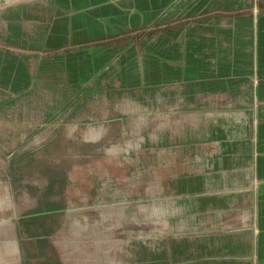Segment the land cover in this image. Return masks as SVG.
<instances>
[{"label":"crops","instance_id":"0c3cea01","mask_svg":"<svg viewBox=\"0 0 264 264\" xmlns=\"http://www.w3.org/2000/svg\"><path fill=\"white\" fill-rule=\"evenodd\" d=\"M98 74L115 111L105 129L129 109L169 124L166 142L150 150L170 179H157L150 211L171 220L170 264H264V0L0 9V92ZM137 151L144 161V146Z\"/></svg>","mask_w":264,"mask_h":264},{"label":"rangeland","instance_id":"374dc122","mask_svg":"<svg viewBox=\"0 0 264 264\" xmlns=\"http://www.w3.org/2000/svg\"><path fill=\"white\" fill-rule=\"evenodd\" d=\"M99 77L0 92V264H170L171 220L150 211L170 180L150 150L169 124L129 109L105 129Z\"/></svg>","mask_w":264,"mask_h":264},{"label":"bare ground","instance_id":"6f19581e","mask_svg":"<svg viewBox=\"0 0 264 264\" xmlns=\"http://www.w3.org/2000/svg\"><path fill=\"white\" fill-rule=\"evenodd\" d=\"M151 211H153V210H155L156 209V207H154V206H151ZM155 215H156V213H155ZM157 217V216H156Z\"/></svg>","mask_w":264,"mask_h":264},{"label":"built area","instance_id":"2783aa9c","mask_svg":"<svg viewBox=\"0 0 264 264\" xmlns=\"http://www.w3.org/2000/svg\"><path fill=\"white\" fill-rule=\"evenodd\" d=\"M254 8H256V7H254Z\"/></svg>","mask_w":264,"mask_h":264}]
</instances>
